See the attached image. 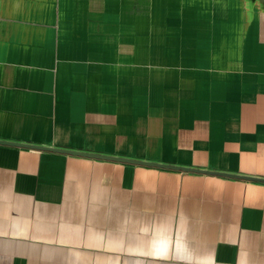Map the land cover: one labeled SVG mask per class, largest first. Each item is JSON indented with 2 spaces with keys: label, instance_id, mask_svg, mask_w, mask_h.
<instances>
[{
  "label": "crops",
  "instance_id": "0c3cea01",
  "mask_svg": "<svg viewBox=\"0 0 264 264\" xmlns=\"http://www.w3.org/2000/svg\"><path fill=\"white\" fill-rule=\"evenodd\" d=\"M0 264H264V0H0Z\"/></svg>",
  "mask_w": 264,
  "mask_h": 264
},
{
  "label": "water",
  "instance_id": "95a60500",
  "mask_svg": "<svg viewBox=\"0 0 264 264\" xmlns=\"http://www.w3.org/2000/svg\"><path fill=\"white\" fill-rule=\"evenodd\" d=\"M71 153H76V154H79V155H86V156H90V157L111 158V157H108V156H102V155H97V154H89V153H82V152H71ZM111 159L131 161V160H127V159H124V158H111Z\"/></svg>",
  "mask_w": 264,
  "mask_h": 264
}]
</instances>
